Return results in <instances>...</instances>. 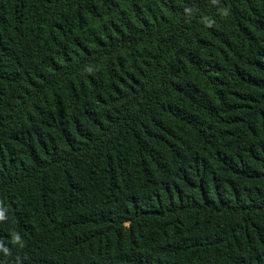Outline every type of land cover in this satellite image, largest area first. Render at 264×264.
<instances>
[{
  "label": "trees",
  "instance_id": "1",
  "mask_svg": "<svg viewBox=\"0 0 264 264\" xmlns=\"http://www.w3.org/2000/svg\"><path fill=\"white\" fill-rule=\"evenodd\" d=\"M0 264H264V0H0Z\"/></svg>",
  "mask_w": 264,
  "mask_h": 264
},
{
  "label": "clouds",
  "instance_id": "2",
  "mask_svg": "<svg viewBox=\"0 0 264 264\" xmlns=\"http://www.w3.org/2000/svg\"><path fill=\"white\" fill-rule=\"evenodd\" d=\"M0 215H2V214H0Z\"/></svg>",
  "mask_w": 264,
  "mask_h": 264
}]
</instances>
